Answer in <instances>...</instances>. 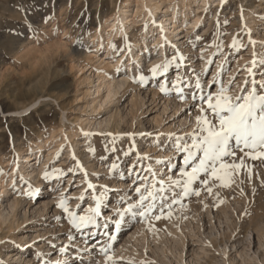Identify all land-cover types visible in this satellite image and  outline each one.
<instances>
[{
	"label": "rangeland",
	"instance_id": "374dc122",
	"mask_svg": "<svg viewBox=\"0 0 264 264\" xmlns=\"http://www.w3.org/2000/svg\"><path fill=\"white\" fill-rule=\"evenodd\" d=\"M127 1L130 2V12H134V5L137 0H0V105L2 110L4 112L21 110L27 107L33 100L38 99V97L41 98V102L38 106L20 114L8 115L12 118L9 119L7 123H4V115L0 112V179L5 182L6 187L9 189L5 194L3 192L1 197L11 198L17 196L18 200L22 202V206H24L23 210L27 212L26 214L29 219L22 223V227L17 235L23 236L25 240H29V245H32L33 241L37 242L32 247L26 249L10 247L5 249V251L10 252L19 250L21 253H24L27 258L32 259L33 264H38V262L37 257L33 255L32 249L36 248V246H38L37 248H41L46 245L42 241V237L54 239L56 236H61L60 242L57 243L58 241H55V243L67 244L68 241L66 236L71 232V229L66 223L54 219L60 213L59 209L53 207V205L58 202L59 197V194L55 191L57 185L46 184L41 179L42 183L39 187L42 191L40 197L35 200H29L23 196L15 195L11 191L14 179L16 175H19V172L17 173V170H15L12 179L8 180V174L12 171L16 160L15 151L21 149L23 152L27 153L34 140L43 141L45 145L42 148L43 154L51 149L52 151L54 150L51 152L50 159L47 161V164H45L43 172L46 168L55 167L66 171L70 166L75 164V161L72 160L73 154L68 155L66 153L71 148V141L64 140L57 146L50 143V141L61 139L63 137L62 134H66L70 130L77 131L81 125L80 121L77 122V118L80 120L83 119V121L84 119L85 121L93 120L96 117L102 119L114 111L113 104L103 106L99 111H92L88 106L84 111L83 108L77 109L78 106L84 107V105L88 104L89 100L95 97L92 92L94 84L96 83L97 73H107V76L116 77L115 68L124 58L119 62L116 61L122 54L118 55L114 52L112 48L109 47L110 42L115 43L118 47L127 49L129 42L131 43L133 39L143 35V31H148L144 34L145 47L142 51L143 60L141 63H138L140 67L146 70L155 64L163 63L166 59H170L171 57L173 50L165 44V38L161 42V44L164 45L163 49L159 48L152 40V34L155 33V29H149L153 20H140L141 16L137 14L131 16V19L136 18V22L132 24L126 33L117 34L115 37H111L110 40H105L106 42L101 41L100 45L96 46L98 38L92 37V35L100 27L101 23L113 16ZM145 1L146 0H144V2ZM154 1L159 3L162 7V11L159 12V14L167 12H163L166 9V5L169 8H173L175 5V7L181 9L179 16L187 19L182 22L183 25L177 32L178 34L180 31L185 33H183V35L182 33L180 34L182 38L177 35L180 41L176 43V45L182 53L189 57L187 61L189 68L195 67L200 71L205 67H209L206 63L208 59H213L214 64L211 66V70L213 72L218 71L217 65L221 63V59L217 55L215 44L220 42L223 45L222 50L228 57V62L225 65L226 74L223 79L227 86L229 77L235 76V86L232 88V92L239 93L240 88L244 86L245 79H251L248 76L246 67L251 66V61L253 59V50H249L250 45L246 48L242 47L240 45V40L243 39L244 43L247 44L248 37L245 35L246 29L251 31L253 39L256 36H264V25L261 23L264 18V12L256 14L257 17L261 18V21L257 22L254 29H249L246 24L242 23L241 7L243 8V14L245 11L258 4H260V6L258 8L255 7V9L261 10V8H264V0H229L223 7H221V5H214V3L210 4L209 0L206 3L208 7L198 10H196V8L197 4L200 5V0H185L184 2L188 4V6L191 5V8L187 10L182 7L183 2L181 1L183 0ZM45 2L48 4V7L39 9L36 14H33L30 10L27 18L40 21L42 16L49 15L50 25L47 27L45 34L50 37V39H45L40 43H34L31 40H25L23 38L18 39L4 31L5 29L11 28L23 31L22 23L26 18L22 10H17L19 6L23 5L24 8L31 9L33 3L40 4ZM206 9L208 11H206ZM196 12L200 15V18L196 24L191 25L188 21L195 16ZM217 12H219V16H217ZM166 14L168 15V13ZM166 17L167 16H164V18ZM182 18L180 19L182 20ZM180 19H178V22ZM225 19L228 21L226 25H224ZM218 20L221 25H224L222 28L217 25ZM146 24L148 25L147 29L144 27ZM41 27L43 28V25H41ZM172 30L173 27L171 30L169 28L165 29V27L162 29V31L170 35L167 41L171 43H173V41H171L173 38L172 34L176 31ZM81 31L84 32L85 44L90 45L93 49L92 51H88L86 47L82 48L75 43L76 37L80 35ZM195 35H199L203 39L199 42L198 46L194 48L190 45L189 40L190 38H194ZM125 36L128 38L127 41L124 40ZM214 36L216 39L213 38ZM220 37H222V39H220ZM234 38L237 40V48H230ZM261 41H264V37H262ZM196 43L197 42L192 39V44ZM258 47L259 46H257V49ZM200 49L203 50V61H198ZM124 53L126 54L127 50H125ZM160 53L165 54L163 58H159L151 63L146 62L148 58H153ZM75 64L84 65L86 69L84 72L79 73L71 68ZM180 71L183 72V69ZM131 75L132 73H129L128 76H119V78L122 76L128 77L127 84L124 87L126 91H124L125 93L122 96V90H120L117 102L121 113L126 114L124 117L125 120H122L123 123H125L124 125H127L126 127L124 126L127 128L126 130L136 133L150 130L155 133L161 131L165 132L164 129L167 127L170 128L169 132L187 128H189L187 131H191V127H189L190 122L192 127H195L194 116L196 113L190 108L191 101L182 103V105H180L181 107L175 110L176 108L171 103L173 101H178V99L162 95L159 88L155 86V81H153L147 89L133 84L129 80V76ZM176 75L177 71L172 68L167 74V79L170 81L174 80ZM86 77L89 81L86 80ZM207 78L211 79L210 76ZM86 90H90V94H87ZM169 102H171L170 106L168 104ZM165 105L168 106L166 109L164 108ZM177 107H179V105ZM63 113L66 119L63 118ZM184 118L187 119L185 122ZM84 131L106 133L104 130L95 131L93 129H85ZM25 133L28 134L27 140H25ZM120 133L123 132H115L114 134ZM75 139H77L79 143L77 146L79 148L76 150V153H78L76 158L80 160L81 163L85 158V160L88 161V166L97 164V168L90 171L87 170L86 164L83 165L85 170L92 174V182L97 185L109 186V191L105 196L106 207L104 209L105 213H107L110 211L111 205L117 204L118 193L110 191L112 189L109 183L112 180H96L94 177L97 175L106 177L108 162L109 160L115 161L116 157L104 151L103 146L107 144L108 141H106L103 136L96 135L90 138V140H85L82 136V131H79ZM141 140L142 138L137 136L136 142H140ZM13 141L15 142V147L12 146ZM144 143L145 141H142V144ZM146 143L149 142L147 141ZM89 144L96 149L95 155L88 153ZM122 144L118 142L117 146L121 147ZM142 144L139 145L138 148H141ZM148 148V154H144L143 156H151L154 158V155H159L160 152H157V150L160 148L156 146L154 138L149 147L145 149ZM167 153L169 154L168 156L171 157L174 155L170 154V151H167ZM58 154H60L59 160H57ZM42 156L41 154V158L44 159ZM133 156L132 159L135 160L136 156L134 158ZM175 156L174 163L182 165V155L176 153ZM121 160H123V157H121ZM153 160L158 159L155 158ZM147 162L148 160L144 161L145 165L148 164ZM248 164L253 166L252 182H248L246 174H242L240 177V179L244 180L242 187L244 188L245 194H241L239 188L235 185L231 189H218V187H216L214 188V192H220V198L224 200L222 204H219V198L208 196L206 192H202L201 197H192L190 200L185 201L186 208L183 211L178 209L177 212L173 214L172 218H162L159 221H152L151 225L139 223L136 220H132L131 217H127L126 224L117 234L116 241L113 242L110 250L112 260L108 261L107 264H142V262H148V264H162V261L165 263L167 259L162 255V251L156 248V245H161V238L165 241L167 240L163 248L170 257L171 254L168 253L166 246L169 247L172 245L171 243H173L172 240L175 237L174 232H172L175 227L174 225L176 224V228H179V230L194 234V231L186 230V224L192 220L195 208H201L203 210V212L200 211L203 221V232H208V226L211 227L213 225V232H216L215 234H217V236H215L218 238L215 244L227 242V250H230L228 252L229 258H233L234 254L237 253V251H235L236 248L239 250L243 248V254H246L245 257L247 259L246 264H256V260L252 259L255 257L264 260V245L259 244L257 235L252 233L253 231L249 229L251 226L248 225L252 223L254 219H259L264 222V187L260 186V180L264 179V165H260L258 161L253 162L250 160ZM103 167L105 168V172L99 170ZM153 167L155 168L158 166L153 165ZM160 171L163 172L165 170L161 168ZM257 173H259V175H257ZM67 180L68 183H66L64 187L67 193L70 194V207L77 211L78 214H83L82 210L87 209L91 202V197L85 193L84 202H78L73 199L85 192L82 174L77 173L73 176L69 173ZM122 181L125 183V187L122 186L121 188L125 189L126 187L132 186L130 178L124 177ZM218 183L219 182H217V184ZM31 184L34 185L33 182H31ZM34 186L36 187V185ZM253 186L257 188L255 194H252L251 191ZM206 200L211 201V206L213 203L219 204L218 207L212 206L211 216H206V208H204V204H207ZM47 201L50 202L47 214L41 215L33 213L36 211L35 208ZM78 203L79 208L77 207ZM221 208H224V210L227 208L225 210L226 212L228 210L227 221L224 220L223 209ZM53 209H55V212L52 213L51 211ZM23 210H21V213ZM185 216L187 217L186 219L184 218ZM21 220L22 216L19 222H21ZM219 220L220 223H218ZM102 223L103 220H101V224ZM152 225H154V227L149 231L148 229ZM168 225H170V227L173 225L172 231L167 227ZM52 229L55 230V232H51L50 230ZM135 229H140V232L141 229H144V236L146 238L143 240L140 239L144 244L140 242L138 239L139 235H137L138 237L136 239H131L130 242L126 243L125 248L123 245L126 236ZM96 231L100 233L99 240L104 241V229L101 227L96 229ZM139 231L138 233H140ZM248 231H250L251 234L246 238ZM199 235H202L201 237L204 236L203 233ZM235 237L240 239L241 242L237 243L236 247L232 248L231 241L236 239ZM76 242L77 247L83 248V242L78 234ZM187 242L188 248L187 246L185 248L187 252L185 253L186 260L191 257L190 249H192V247L194 249L198 248L197 246H199L198 244L200 243L195 235L187 237ZM50 252L52 256L55 255L52 250H50ZM209 253L210 252H208V255L211 256ZM215 255L216 260L221 259L219 254ZM87 259H89V257ZM240 259V257H237L232 264H239ZM16 260V257H13L10 264H13ZM170 261L172 264H175L173 257ZM99 263L105 264V258L102 254L98 257L97 264ZM3 264L8 263L4 262Z\"/></svg>",
	"mask_w": 264,
	"mask_h": 264
},
{
	"label": "snow or ice",
	"instance_id": "6c2138e0",
	"mask_svg": "<svg viewBox=\"0 0 264 264\" xmlns=\"http://www.w3.org/2000/svg\"><path fill=\"white\" fill-rule=\"evenodd\" d=\"M228 2L229 0H220L221 7ZM46 7H48L46 2L33 3L31 9L24 8L23 5L19 6L17 10H22L26 18L22 23L23 31L15 28L4 31L18 39L23 38L34 43L50 39L45 34L50 25L49 15L42 16L40 21L27 18L30 10L36 14L39 9ZM206 11L208 10L206 9ZM217 16H219V12H217ZM241 19L243 20L242 7ZM152 23L155 24V21ZM227 23L228 21L225 19L224 25ZM217 25L221 28L224 26L220 24L219 20ZM144 27L147 29L148 25L146 24ZM245 35L248 37L247 44L241 39L240 45L245 48L248 45L253 46L251 66L246 67L251 79H245L244 86L240 88L239 93L232 92V88L235 86V76L229 77L227 86L225 85L223 77L226 74L225 65L228 62V57L224 54L223 45L220 42L215 44L217 55L221 59V63L217 65L219 70L215 72L211 70V66L214 64L213 59H208L206 63L209 67L200 71L195 67L189 68L187 63L189 57L182 53L176 44L167 41L166 37L165 44L173 50L170 59L146 70L140 67L134 59H131V68L128 67L129 59L122 60L116 66V78H119L120 75L128 76L131 72L129 80L137 86L147 89L155 81V86L159 88L162 95L178 99L181 103L191 101L190 108L196 113L194 116L195 127H192L190 122L191 131L187 132L183 129L167 133L147 131L120 134L82 131L85 140L99 135L108 141L103 146L104 151L115 155L116 159L108 162L107 178L115 180L118 176L128 177L132 186L120 189L117 204L111 205L110 211L105 213V196L109 191V186L93 183L92 174L85 170L74 153L72 160L75 161V164L66 171L58 167L46 168L41 179L46 184L57 185L55 191L59 194L58 202L53 207L59 209L60 213L54 219L66 223L71 232L66 236L67 244L57 245L54 239L42 237L46 246L60 259H55L54 256L48 255L46 252H34L33 255L37 257L38 264H97L101 254L107 264L112 260L110 250L113 242L116 241L117 234L126 224L127 217H131L132 220L139 223L151 225L152 221L172 218L178 209L183 211L186 208L185 201L192 197H201L202 192H206L208 196L219 198V204H222L224 200L220 198V192H214L216 187L231 189L235 185L241 194H245L242 187L244 180L240 177L242 174H246L248 182H252L253 166H250L248 161H258L260 165H264V71H261L264 69V41L259 42V51H257L258 42L252 38L251 31L246 29ZM213 38L216 39L215 36ZM192 39L197 43L192 44ZM202 39L201 36L195 35L194 38H190L189 43L195 48ZM124 40H128L127 36L124 37ZM75 43L82 48L86 47L88 51L93 50L90 45L85 44L83 31L76 37ZM163 46L161 45V47ZM109 47L118 55L123 54L125 50L131 54L130 42L127 49L118 47L113 42H110ZM230 48H237L236 38L233 39ZM203 60V50L200 49L198 61ZM172 68L177 71V75L174 80L170 81L167 79V74ZM181 69L183 72L180 71ZM209 76L211 79L207 78ZM108 78L112 79V76H108ZM11 118L5 113L4 123H7ZM27 135L25 133V140H27ZM137 136L144 138L149 143H152L154 138L158 148H162L164 151L171 150L174 154H181L182 165L173 163L171 158L165 162L153 160L151 156L139 155L136 145ZM118 142L121 144L127 142L129 147H118ZM12 146L15 147L14 141ZM95 152L96 149L89 144L88 153L95 155ZM133 154H136L135 160L132 159ZM59 159L60 154L57 155V160ZM145 160L149 161L147 165L144 163ZM153 164L159 167L154 168ZM161 167L165 168V171H160ZM69 173L73 176L77 173L82 174L85 186V192L73 199L84 202L85 193L91 197L87 209L82 210L83 214H78L70 207V194L64 187L68 183ZM94 179H105V176L97 175ZM217 182L219 183L217 184ZM260 186L264 187V179L260 180ZM11 191L15 195L35 200L40 196L42 189L16 175ZM251 191L252 194H255L257 188L253 186ZM219 204L213 203L212 206L218 207ZM77 207L79 208V203ZM207 207L209 205L204 204V208ZM101 220H103L102 224ZM101 227L104 229V241L99 240L100 233L96 231ZM152 227L154 225L148 230L151 231ZM77 234L83 242V248L75 246ZM2 243L12 242L0 241V244ZM36 243L33 241L29 247ZM13 246L21 247L15 244ZM85 257H89V259ZM0 264H3L2 259H0ZM142 264H148V262H142Z\"/></svg>",
	"mask_w": 264,
	"mask_h": 264
},
{
	"label": "bare ground",
	"instance_id": "6f19581e",
	"mask_svg": "<svg viewBox=\"0 0 264 264\" xmlns=\"http://www.w3.org/2000/svg\"><path fill=\"white\" fill-rule=\"evenodd\" d=\"M184 1L185 0L181 1V2H183L182 7L185 10H187L188 8H191V5L188 6V4H186ZM208 1L209 0H200L201 3H200V5L197 4L196 10L208 7L206 4ZM209 2H210V4L214 3V5H217V6L221 5L220 0H210ZM129 4H130L129 1L124 3V5L122 7H120L118 9V11L113 16H111L110 18L105 20L103 23H101L100 27L92 35V37L98 38V40L96 42V46L100 45L101 41L104 42L105 40H110L111 37L113 38L117 34L119 35L120 33H123V32L126 33L130 29L132 24H134L136 22V18L131 19V16L134 14L141 16L140 20L150 19V20H153L156 22L155 24L151 23L149 30L155 29V33L152 34L153 35L152 40L154 41V43L157 46H159V48L163 49V47H161L162 40L165 37L166 38L170 37V35L168 33L161 31V29H163V27H165V29L169 28L170 30L173 27V30H176V31L174 34H172L173 38L171 41H173V44L179 43V41H180L179 36H181V38H182V35L185 32L180 31L179 34L177 32L179 31V29H181V26L183 25L182 22H184L186 19V18H182L179 16V14L181 13L180 8L175 7V5L173 6V8H169L166 5L165 6L166 9L163 12L167 11L166 12V13H168V15H167L166 13H164V14L160 13L159 14V12L162 11V7L159 3H156L154 0H146L145 2H144V0H137L135 2V5H134V7H135L134 12L133 11L130 12ZM259 6H260V4L254 6V7H251L249 10L245 11L243 14L242 23L246 24L249 29H254L256 27L257 22L261 21V18L257 17L256 14H258L259 12L260 13L264 12V8H261V10L260 9L256 10L255 7L258 8ZM214 11H216V10H214ZM164 16H167V17L164 18ZM179 17L182 18V20ZM184 17H186V16H184ZM199 18H200V15L196 12L195 16H193L191 18V20H189L188 22L191 25H194L199 20ZM178 19H180L179 22H178ZM261 23H262V25H264V18H263ZM147 32L143 31L142 32L143 35H141L139 38L133 39V41L131 42V54H129L128 52L126 54L123 53L120 58L118 57L116 59V61L119 62L123 58L129 59V64H128L129 68H131V59H134L137 63H141V61L143 60V52L142 51L144 50V47H145L144 34H146ZM181 33H182V35H180ZM177 35H179V36H177ZM262 37H264V36H262ZM262 37L256 36L254 38L258 42L257 46H259V42L262 40ZM164 50H165V47H164ZM249 50H253V46L250 45ZM257 51H259V47H258ZM164 55H165L164 53H160L159 55H156L153 58H148L146 60V62H150V63L154 62L155 60H157L159 58H163ZM71 68L75 69L79 73L84 72V70L86 69L84 67V65H81V64H75ZM262 71H264V69H262ZM129 73H131V72H129ZM96 77H97L96 83L94 84V89L92 92V94L95 97L92 100H89L87 105H84V107L78 106L77 109L83 108V111H84L86 109V107L88 106L92 111H94V110L99 111L103 106H106L108 104H113L114 111L102 119L96 117L93 120H88V121H85V119H84V121H85L84 122L83 119L80 120L77 118L76 119L77 122L80 121V124H81L77 131L70 130L66 134H62L63 137L61 139H57L55 141H53V140L50 141V143L55 144V146H57L58 144H60V142H62L64 140L71 141V148L66 152L68 155H71L74 153L76 156L78 154V153H76V150L79 148V147H77L79 143H78V140L75 139V137L78 135L79 131H84L85 129H87V130L93 129L95 131H103L104 130V131H106V133L112 132L113 134L115 132H129V130H126L127 128H125L127 125H124L125 123H123V121H122L123 119L125 120L124 117L126 116V114L121 113L120 108L117 105L120 90H122V94H121L122 96L125 93L124 91H126L124 89V87L127 84L128 77H123V76L121 78L112 77V79H109L107 75L102 74V73H97ZM86 80L89 81L87 77H86ZM86 92H87V94L88 93L90 94V90H86ZM40 102H41V98L38 97V99L33 100L27 107H25L21 110H13V111L11 110V111H7V112H4L2 110L1 105H0V112L3 115L5 113H7L8 115L20 114L22 112H26L29 109H32V108L38 106V104ZM171 102H169L168 104H169V106L171 104H173L174 107L176 108L175 110H177V108H180L181 107L180 105H182V103L179 100L176 102L173 101L174 103L173 102L171 103ZM178 105H179V107H177ZM166 107H168V106L165 105L164 108L166 109ZM62 115H63V118H65L64 113ZM186 120L187 119L184 118V122ZM188 129L189 128L184 129V131L187 132ZM147 131H150V130H147ZM164 131H165V133H167L170 131V128L166 127L164 129ZM142 141H145V143L142 144ZM146 142H147V140H145L144 138H142V140L140 142H136L139 155H144V154L147 155L148 154L149 148L148 149H145V148L149 147L150 143H146ZM141 144H142V147L138 148L139 145H141ZM43 146H45L43 141L34 140L31 144V146L29 147L27 153L23 152L21 149H17L15 151L16 152L15 164L12 168V171L8 174V180L12 179V177L14 176V171L17 170V168H18L19 175H20V177H23L24 181L33 182L37 188H40L39 186L42 183L41 182V176L43 174L42 173L43 169L45 168V164H47V161L50 159L51 152L54 151V150L52 151V149H51L47 153L43 154L42 153ZM121 147L128 148L129 143L124 142ZM143 149H145V150H143ZM158 151L160 152L159 155H154L153 159L156 158L158 160H162V161L167 162L169 160V158H171L172 162L173 163L175 162L176 156L171 150H168V152L170 151V154H172V155L174 154L172 157L168 156L169 154L167 153V151H164L162 148L157 150V152ZM41 154L43 155L42 157H44V159L41 158ZM133 155H134L133 156V158H134L136 156V154H133ZM87 163H88V161L85 160V158H84L82 164L83 165L86 164L87 170L90 171V170H94L97 168V164H92V166H88ZM147 163H149V161ZM153 165L157 166L155 164H153ZM161 168L163 169V167H161ZM99 170L105 172L104 167L100 168ZM164 170H165V168H164ZM122 179L123 178L118 176V177H116L115 180H112L109 183L110 188L112 189L110 191L117 192L119 194V190L123 189L121 187L122 186L125 187V185H124L125 183H123ZM106 180H108L107 176L105 177L104 181H106ZM117 181H119V182H117ZM8 190L9 189L6 187L5 182L0 179V241H11L12 242V243L0 244V259H2L3 263L7 262L8 264H10V261L12 260V258L16 257L17 260L13 264H33L32 259L27 258L24 255V253H21L19 250L18 251H10V252L5 251V249H8L10 247H14L13 244L20 245L21 246V247H19L20 249L21 248L26 249L29 247V243H28L29 240H25V238L23 236L17 235L18 231H20V229L22 227V223L25 222L26 220H28L29 217L26 214L27 212L25 210H23L24 206H22V202L20 200H18L17 196L11 197V198L1 197L3 192L5 194L6 192H8ZM113 195H115V194H113ZM206 202L209 205V207L206 208V213H207L206 216L207 215L211 216V210L213 208L210 204L211 201L206 200ZM49 203H50L49 201L44 202L41 206L35 208L36 211L33 210L34 212L33 211L32 212L34 214H41V215L47 214L48 213L47 210L49 208ZM39 204H40V202H39ZM197 207H199V206H197ZM221 209H223L222 212H223L224 220L227 221L228 220V215H227L228 210L226 212L225 210L227 208H225V210H224V208H221ZM21 210H23L22 213H21ZM200 211L203 212V210L201 208L200 209L195 208L194 212H193L194 216H193L192 220H190L186 224V226H187L186 230L187 231L188 230L194 231V234L193 233L189 234L187 232L179 230V228H176L177 227L176 224L174 225L175 226L174 230L172 229L173 225H172V227H170V225L167 226L168 228H170L171 231L173 230L172 232H174V236H175L174 239L172 240V242H173V243H171L172 245L169 247L166 246L168 249V253L171 254L173 259L175 260V264H232V262H234V260L237 257L241 258L239 264H246L247 259L245 257L246 254L245 253L243 254V250H244L243 248L240 250L238 248H236L235 251H237V253L234 254L233 258H229L228 252L230 250L229 249L227 250V247H228L227 242L226 243L222 242L223 245L220 243L215 244V242L218 238L216 237L217 236V234H215L216 232L215 233L213 232V229H212L213 225L212 226L210 225L211 227L208 226V228H209L208 232H206V233H205V231L203 232V229H202V222L203 221H202V216H201ZM51 212L52 213L55 212V209H53ZM21 216H22V220H21V222H19ZM213 221H214V219H213ZM173 223H175V222H173ZM218 223H220V220ZM252 223L248 224L251 226V227H249V229H251L253 231L252 232L253 234L257 235L259 244L264 245V222H262V220H259V219H254L252 221ZM139 230L135 229L126 236V240H125L124 245H123L125 248H126V243L130 242L131 239L132 240H134V238L136 239L138 237L137 235H139V238H138L139 240L140 239L143 240L144 238H146L144 236V234H145L144 229L143 230L141 229V232ZM50 231L55 232V230H53V229ZM138 231L140 233H138ZM200 233H203L204 236L201 237L202 235L200 236L199 235ZM220 234H221V231H220ZM250 234H251V232L248 231L246 238H248V236ZM191 235H195L200 243L198 244L199 246H197L198 248L194 249L192 247V249H190L191 257L186 260L185 253H187V252H186L185 248H186L187 243H188L187 237H189ZM232 237H234V236H232ZM5 239H7V240H5ZM54 240L58 241L57 243H59L61 240V236L54 237ZM141 240H140V242L143 243ZM166 241L161 238V242H160L161 245H156V244L155 245H156L157 249H160L162 251V255L167 259V261L165 263L162 261V264H166V263L172 264V262L170 261V259L172 260V257L170 256L171 257L170 258L167 255V251L165 252V249L163 248L166 245ZM191 242H190V245H191ZM231 242H232V248H233V247H236V244L241 242V240L236 238ZM76 244H77V242H76ZM57 245H59V244H57ZM75 246H77V245H75ZM37 247L38 246H36V248L32 249L33 253L34 252H46L48 255H51V252H50L51 249L48 246L45 245L41 248H37ZM187 248H188V246H187ZM208 252H210L209 254H211V256L208 255ZM215 254H219L221 256V259L216 260ZM53 256L55 257V259H60L59 256H56V254ZM44 258H46V257H44ZM85 258L87 259L88 257H85ZM252 259L256 260V264H264L263 259H257L256 257L252 258Z\"/></svg>",
	"mask_w": 264,
	"mask_h": 264
}]
</instances>
